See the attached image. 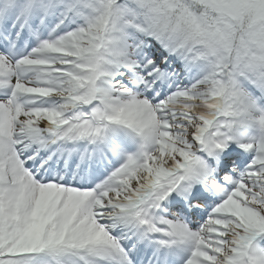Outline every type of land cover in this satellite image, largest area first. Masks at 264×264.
<instances>
[{
    "label": "snow or ice",
    "instance_id": "obj_1",
    "mask_svg": "<svg viewBox=\"0 0 264 264\" xmlns=\"http://www.w3.org/2000/svg\"><path fill=\"white\" fill-rule=\"evenodd\" d=\"M0 264H264V0H0Z\"/></svg>",
    "mask_w": 264,
    "mask_h": 264
}]
</instances>
